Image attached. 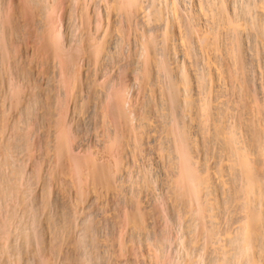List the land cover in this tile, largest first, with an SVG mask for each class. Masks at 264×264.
<instances>
[{"label": "bare ground", "instance_id": "1", "mask_svg": "<svg viewBox=\"0 0 264 264\" xmlns=\"http://www.w3.org/2000/svg\"><path fill=\"white\" fill-rule=\"evenodd\" d=\"M0 264H264V0H0Z\"/></svg>", "mask_w": 264, "mask_h": 264}, {"label": "rangeland", "instance_id": "2", "mask_svg": "<svg viewBox=\"0 0 264 264\" xmlns=\"http://www.w3.org/2000/svg\"><path fill=\"white\" fill-rule=\"evenodd\" d=\"M141 249V248H140Z\"/></svg>", "mask_w": 264, "mask_h": 264}]
</instances>
